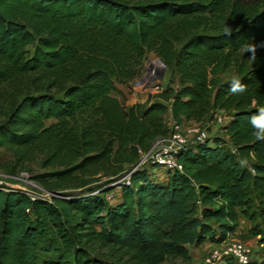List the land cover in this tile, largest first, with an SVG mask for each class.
I'll return each instance as SVG.
<instances>
[{
	"label": "trees",
	"instance_id": "obj_1",
	"mask_svg": "<svg viewBox=\"0 0 264 264\" xmlns=\"http://www.w3.org/2000/svg\"><path fill=\"white\" fill-rule=\"evenodd\" d=\"M250 38L264 41V0H0V88L24 84L35 93L9 98L0 149L19 164L42 156L51 170L32 176L36 182L81 188L99 172L114 180L167 135L164 114L197 123L210 109L222 110L230 145L217 138L188 145L176 158L181 170L164 171L160 181L151 174L155 164L136 167L115 203L102 189L46 200L0 187V264H102L82 239L157 264L186 258L187 246L224 240L238 214L254 223L252 199L264 200V141L249 117L264 106V49L255 63L246 54L238 64L243 94L207 70L228 63ZM147 51L174 71L177 89L157 101H119L111 95L116 84L139 74ZM236 156L251 163L240 166ZM258 214L264 221V205ZM248 232L258 238L261 259L246 264H264V228L255 222ZM49 251L57 256L37 260V252Z\"/></svg>",
	"mask_w": 264,
	"mask_h": 264
},
{
	"label": "rangeland",
	"instance_id": "obj_2",
	"mask_svg": "<svg viewBox=\"0 0 264 264\" xmlns=\"http://www.w3.org/2000/svg\"><path fill=\"white\" fill-rule=\"evenodd\" d=\"M174 47L177 49L178 45H174ZM231 55V59L228 63H225L223 59H221L213 66L209 67L207 69L208 78H215L224 81L232 79L234 76H238V64L245 56L239 51ZM169 88H172L173 90L177 89V75L172 69L166 68L161 64L153 52L147 51L141 61L139 74L126 84H116V89L111 95L121 102H125L126 100L140 103L152 102L159 100L160 92ZM23 94L34 95L35 93L31 87H26L24 84L18 88L15 83H10L0 88V122L5 121L7 102L11 95H13L14 99L16 98V101H18ZM253 104L254 102H251V106H254ZM87 114L88 111L84 112L81 117L76 119L74 124H79L85 119ZM224 115V111L212 108L202 117L201 121L197 122V125L199 129H205L207 134L206 139H208L209 142H212L217 138L220 143L230 146L229 136L223 127ZM217 116L222 117L220 123L215 121ZM163 120L169 128L170 118L168 117V114H164ZM50 122H52V120L44 121V125H48ZM142 157L143 153L138 152V158L134 165L138 163L137 167L149 168L150 163L147 162V160H143ZM41 158L42 156L33 153L29 160H25L23 163L19 164L15 162L13 156L8 151L0 149V187L3 189L21 190L31 197H39L46 200H50L51 195L62 197L61 194L64 192L76 193L80 190L89 191L93 189L94 191H99L102 189L104 190L103 196L106 202L115 203L119 200L120 185L124 182L123 178L128 172V164L125 163L122 165L124 170L121 172V175L114 180H110V177L103 176L101 175V172H99L97 175L90 177L89 180L91 181H89L84 187H71L74 186L75 182L73 181L70 183V188L59 189L56 187V182H54L53 179L46 180V183L42 185L32 179V176L36 174L51 170L50 167L42 165ZM236 160L240 166H246L251 163V160L239 158L238 156H236ZM152 169L153 172L151 174L156 181L165 178L166 175L164 170L159 168L155 170L156 167H152ZM263 205L264 200H259L257 198L252 199L251 211L257 213L256 221H254V223H258L260 228H264L263 218L258 214ZM254 223L238 214V225L236 230L233 233L228 234L225 239L232 242L239 241L250 246V261L258 262L261 259V247L257 242L258 238L251 237L248 232V228L253 227ZM81 242L83 243L81 246L87 250L91 257L104 261L102 264H142L129 258L126 254L115 252L110 247L102 246L97 242H86L83 239ZM220 242L213 243L205 241L197 246H187L186 258L167 256L157 264H207L206 260L209 257L211 250L219 248ZM56 256L57 254L52 251L45 254L40 252L36 253L37 260L39 261L43 259H54ZM223 259L224 258L218 259L215 264H224Z\"/></svg>",
	"mask_w": 264,
	"mask_h": 264
},
{
	"label": "built area",
	"instance_id": "obj_3",
	"mask_svg": "<svg viewBox=\"0 0 264 264\" xmlns=\"http://www.w3.org/2000/svg\"><path fill=\"white\" fill-rule=\"evenodd\" d=\"M169 117V116H168ZM215 121L220 123L222 117L217 116ZM207 138L205 129H199L194 121H173L170 120L167 135L156 140L149 150L143 153V160L150 164H155L159 169L164 171L181 170L177 162V155L185 150L190 144L202 143ZM138 164V163H137ZM134 165L124 176L122 184H128L129 173L137 167ZM93 191L91 193H94ZM250 246L239 241L220 242L219 248L211 250L207 258V264H215L220 258L230 257L237 264H246L250 261Z\"/></svg>",
	"mask_w": 264,
	"mask_h": 264
},
{
	"label": "clouds",
	"instance_id": "obj_4",
	"mask_svg": "<svg viewBox=\"0 0 264 264\" xmlns=\"http://www.w3.org/2000/svg\"><path fill=\"white\" fill-rule=\"evenodd\" d=\"M238 29H236L237 31ZM233 29L229 26L224 27V34L226 36H231ZM258 49H264V41L260 43L254 42V38H250L242 42L239 46L238 51L244 56L248 54V61L250 63H255L257 61ZM230 91L234 95H240L247 91V85L242 83L238 76H234L230 83ZM249 123L255 130L253 135L256 140L264 141V106L257 108L256 112L249 117Z\"/></svg>",
	"mask_w": 264,
	"mask_h": 264
}]
</instances>
